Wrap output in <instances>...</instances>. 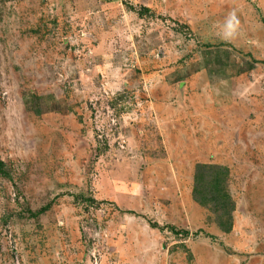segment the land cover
I'll list each match as a JSON object with an SVG mask.
<instances>
[{
  "label": "rangeland",
  "instance_id": "obj_1",
  "mask_svg": "<svg viewBox=\"0 0 264 264\" xmlns=\"http://www.w3.org/2000/svg\"><path fill=\"white\" fill-rule=\"evenodd\" d=\"M0 162V264H264V0H0Z\"/></svg>",
  "mask_w": 264,
  "mask_h": 264
},
{
  "label": "trees",
  "instance_id": "obj_2",
  "mask_svg": "<svg viewBox=\"0 0 264 264\" xmlns=\"http://www.w3.org/2000/svg\"><path fill=\"white\" fill-rule=\"evenodd\" d=\"M225 172L226 168L223 166L200 164L197 166L193 188L195 200L203 206L213 204L219 218L225 215L227 208L231 212L232 205L234 207L235 204L226 191Z\"/></svg>",
  "mask_w": 264,
  "mask_h": 264
},
{
  "label": "clouds",
  "instance_id": "obj_3",
  "mask_svg": "<svg viewBox=\"0 0 264 264\" xmlns=\"http://www.w3.org/2000/svg\"><path fill=\"white\" fill-rule=\"evenodd\" d=\"M219 37L225 42H232L240 35V20L235 11L225 17L222 25H219Z\"/></svg>",
  "mask_w": 264,
  "mask_h": 264
},
{
  "label": "water",
  "instance_id": "obj_4",
  "mask_svg": "<svg viewBox=\"0 0 264 264\" xmlns=\"http://www.w3.org/2000/svg\"><path fill=\"white\" fill-rule=\"evenodd\" d=\"M163 246V248H165V245H162Z\"/></svg>",
  "mask_w": 264,
  "mask_h": 264
}]
</instances>
